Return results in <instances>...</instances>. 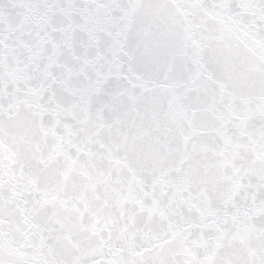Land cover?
Listing matches in <instances>:
<instances>
[{
	"label": "snow or ice",
	"instance_id": "6c2138e0",
	"mask_svg": "<svg viewBox=\"0 0 264 264\" xmlns=\"http://www.w3.org/2000/svg\"><path fill=\"white\" fill-rule=\"evenodd\" d=\"M0 264H264V0H0Z\"/></svg>",
	"mask_w": 264,
	"mask_h": 264
}]
</instances>
